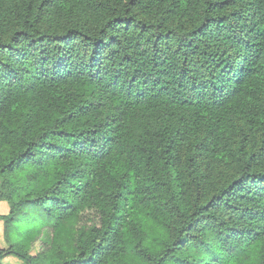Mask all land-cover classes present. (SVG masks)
<instances>
[{
    "label": "trees",
    "instance_id": "1",
    "mask_svg": "<svg viewBox=\"0 0 264 264\" xmlns=\"http://www.w3.org/2000/svg\"><path fill=\"white\" fill-rule=\"evenodd\" d=\"M0 264H264V0H0Z\"/></svg>",
    "mask_w": 264,
    "mask_h": 264
},
{
    "label": "rangeland",
    "instance_id": "2",
    "mask_svg": "<svg viewBox=\"0 0 264 264\" xmlns=\"http://www.w3.org/2000/svg\"><path fill=\"white\" fill-rule=\"evenodd\" d=\"M6 213H7V206L5 203H1L0 204V214H6ZM5 247L6 245L2 239V222L0 221V248H5ZM3 263L4 264H17L18 261L13 257L8 256L4 258Z\"/></svg>",
    "mask_w": 264,
    "mask_h": 264
}]
</instances>
